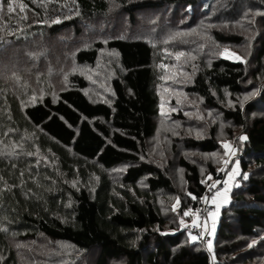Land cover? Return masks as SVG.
<instances>
[{"label": "trees", "instance_id": "trees-1", "mask_svg": "<svg viewBox=\"0 0 264 264\" xmlns=\"http://www.w3.org/2000/svg\"><path fill=\"white\" fill-rule=\"evenodd\" d=\"M236 2L252 10L246 15ZM223 6L230 11L221 13ZM171 8L180 13L174 31L185 32L182 37L193 44L188 52L194 59L176 60L192 66L168 59L170 49L157 45L148 25L141 35L100 32L112 9L135 27L139 13ZM249 16L259 24L252 71L246 62L214 53L197 60L206 45H242L234 22ZM67 31L83 37L84 45L72 41L60 52L64 57L53 56L51 42ZM106 52L113 62L101 78V101L95 100L100 86L89 94L95 82L101 84L99 77L76 69L92 68ZM177 81L184 96L197 97L231 125L226 140L235 129L247 137L237 144V161L240 178L249 175L220 209L216 264H264V118L250 117L264 107V0H0V229H6L0 230V264H76L79 254L89 255L92 264H208L185 230L201 192L187 183L176 189L167 165L151 161L146 150L157 132L162 86ZM258 83V97L239 106L235 98ZM218 141L213 126L206 138L184 142L188 150L210 154ZM178 165L197 172L183 158ZM117 167L124 170L114 180L110 174ZM162 196L180 200L178 222L168 223L161 213ZM188 210L192 214L184 216ZM58 244L61 253L54 251Z\"/></svg>", "mask_w": 264, "mask_h": 264}, {"label": "rangeland", "instance_id": "rangeland-1", "mask_svg": "<svg viewBox=\"0 0 264 264\" xmlns=\"http://www.w3.org/2000/svg\"><path fill=\"white\" fill-rule=\"evenodd\" d=\"M238 5V11H244L247 13L252 10L249 9L250 7L247 4H240L239 2H236L235 7ZM221 13L225 10L226 12H229V7L223 6ZM152 11V10H151ZM235 11V9L233 10ZM111 18L109 22L106 24V28L101 26L100 32L102 34L109 35L111 31L118 30L119 32H123L124 34H142L144 28L148 25L150 26L151 33L153 36H155V41L158 43L157 45L162 44L163 46H167V54L168 59H173L174 63L182 64L183 66L191 65L192 63H180L179 60H176V53H184L183 56H181L179 59L185 57L187 60L194 59L193 55L188 52L189 48H192L193 44L189 42L188 38L182 37V35H185V32L180 31H174L175 24L181 25L180 20H178V15L174 13V10L169 9H162L159 11H152L150 13H147L148 11H144L138 14L137 16V25L135 27H130L126 21L125 17L121 15V12L118 9H112L111 10ZM144 13H147L148 17L144 19L143 15ZM243 13V12H242ZM251 15L253 17H256L259 15V12H252ZM210 17H214V15H211ZM224 16L219 15L217 18H220L221 21H224L225 19L222 18ZM247 18L246 20L242 19V22H234V28L235 31L239 34H243L245 40L244 43L240 46H221L217 50L215 49L216 46L212 44L206 45L200 50H198V53L196 54L197 60H206L209 58L211 54H215L216 56L231 60V61H241L235 59V57L228 56L227 53H225V50L227 49L231 53H235L237 56L242 58L243 62L247 63L248 71H252L253 69V59H254V53L253 50L256 44L255 39V31L256 29H259L258 23L251 22L252 17ZM226 18V17H225ZM245 18V17H244ZM148 19V20H147ZM227 19V18H226ZM241 23L242 25H245L244 28H240L241 26L237 25ZM258 24V26H257ZM226 25V24H225ZM84 31L86 32L88 29L85 26H82ZM104 28V29H102ZM253 30H250V29ZM247 30V31H246ZM84 36L86 34H83ZM180 36V37H179ZM208 38V37H207ZM254 39V40H253ZM80 40V42H77ZM72 41L76 42L78 45H75V47H79L84 45V38L83 37H76L72 31H67L63 33L59 39H56V41H52L49 50L51 51V54L55 57L59 53L61 54L62 51H66L72 46ZM71 44V45H70ZM212 46V47H211ZM183 49V50H173V49ZM77 49V48H76ZM166 49V47H164ZM215 49L216 51H214ZM61 52V53H60ZM192 52V51H191ZM63 55V54H61ZM205 55V56H204ZM54 57V58H55ZM64 57V55L62 56ZM227 57V58H226ZM241 61V62H242ZM113 62L112 61V54L106 52L104 54H101L98 58V61L96 62L95 66L92 68L83 67L76 69V72H83L84 75L87 76H98L99 80L101 81V84L98 85L96 82L94 83V88H92L89 92L90 95L94 96L95 90L97 89V86L102 87L104 83H106V80H102L103 78V72H106V65L108 63ZM113 74V71H111ZM111 76V75H110ZM183 79H186L185 77H189L188 75H182ZM102 78V79H101ZM60 82V81H59ZM178 82V81H177ZM179 84H166L162 86L161 89V98L162 100V107H161V114L157 118L156 126H157V132L155 137H153L150 142L147 145V154L151 161H158L161 163H157L158 165L164 164L167 165L169 168L170 176L173 179L172 181L175 183V188L182 191L184 186L187 184L195 189L198 192L203 191L205 186H203V183L205 182L208 177H211V180L213 179H219V177L223 178L226 182V187L228 188L227 198L224 196H220L219 200L217 201V213L216 215L212 216L210 219V230L212 231V246L214 245V232L217 227V221L220 214V209H222L223 206L227 205L229 203V193L232 189L238 188L242 185L243 180L245 179V176L248 177L249 174H243L242 179L240 178V170H239V163L237 167V157L239 151L237 150V144L238 142H242L243 140L240 139L241 136V130L235 129L234 131V137L233 139L226 140V133L227 130L231 127L230 124L227 122H224L219 115L218 112L212 110V109H204L202 106L201 100H199L197 97H188L184 96V93L181 91L183 90ZM263 83H258L255 87H252V85H248L249 88H246L245 93L235 98L238 102L239 106L244 108L247 104L254 101L255 98L258 97L259 92H261V89ZM107 86V84H106ZM101 90V91H100ZM100 95L95 98V100H104L106 97L104 95L106 94V91L102 88L99 89ZM230 97L228 96L227 99ZM228 104V103H227ZM230 106V104H228ZM180 115L179 117L177 115ZM251 118L254 117H262L264 118V107L257 106L256 110L250 114ZM230 127L228 128V126ZM215 126L218 132V143H219V149L215 153L210 154H203L195 150H188L185 145V140L188 138L193 139H204L208 135L209 128ZM232 129V128H231ZM224 143L230 144V149L226 150L223 147ZM227 151V154H226ZM234 153V155L232 154ZM215 154V155H213ZM183 158L185 161H187L192 166L196 167L197 172L193 171H183L178 165L179 159ZM228 160L229 163L225 165L224 161ZM233 168H237V172H233ZM223 169V170H222ZM124 168L117 167L113 172H111L110 176L114 180L120 179V176L123 172ZM203 181V183H202ZM187 183V184H186ZM160 200V207H161V213L163 216L168 218V223L172 221V218L175 219L178 218L176 216V213L178 209H180V200L179 204L177 205V199L174 198V196L168 197V196H162L159 197ZM175 206V211L173 210ZM195 218V216H194ZM171 219V220H170ZM178 222V221H176ZM264 237V235L262 236ZM190 238V237H189ZM189 242H193V240L190 238ZM250 242L253 243H259V240H250ZM263 246L260 251L264 249V243L261 245ZM214 249V247H213ZM56 253H61L63 251V246L61 245H55ZM69 255V254H68ZM77 255V253H75ZM91 256H93V253H91ZM78 260L76 261V264H92V259L88 255L85 254H79ZM110 264H119V263H110Z\"/></svg>", "mask_w": 264, "mask_h": 264}, {"label": "built area", "instance_id": "built-area-1", "mask_svg": "<svg viewBox=\"0 0 264 264\" xmlns=\"http://www.w3.org/2000/svg\"><path fill=\"white\" fill-rule=\"evenodd\" d=\"M215 184V187H210ZM226 187V183L223 178L211 180L203 189L198 205L194 210V220L196 226L193 225V221L185 226L186 232L189 236H196L197 242L202 251L208 257V264H216V260L213 253L212 246V231L210 230V219L217 213V205L213 202V196L218 191L222 192ZM214 214V215H213ZM209 242L211 243V250H209Z\"/></svg>", "mask_w": 264, "mask_h": 264}, {"label": "snow or ice", "instance_id": "snow-or-ice-1", "mask_svg": "<svg viewBox=\"0 0 264 264\" xmlns=\"http://www.w3.org/2000/svg\"><path fill=\"white\" fill-rule=\"evenodd\" d=\"M20 11L21 12H23L24 11V9H25V5H23V4H21L20 6ZM15 9L12 7V4H11V2L9 3V5H8V11L11 13V12H13ZM24 18H26V17H24ZM60 21L59 20H56V21H54V23H59ZM225 53H227V55L228 56H232V57H235V59H237V60H241L242 61V58L241 57H239V56H237L235 53H231V52H229L227 49L225 50ZM184 55V53H176V58L177 59H179L181 56H183ZM227 58V57H226ZM243 62V61H242ZM160 67H165L164 65H160ZM161 79H164V77H161ZM33 99H35V98H33ZM240 139L241 140H245V139H247V137H245V136H241L240 137ZM223 147L226 149V150H229L230 149V144L229 143H224L223 144ZM226 154H227V151H226ZM233 155H234V153H232ZM213 155H215V154H213ZM224 163H225V165H227L228 163H229V161L228 160H225L224 161ZM237 167H238V162H237ZM223 170V169H222ZM233 172H237V168H233V170H232ZM237 174H238V172H237ZM209 179H211V177L209 176L208 177ZM247 177L245 176V179H246ZM202 183H203V181H202ZM226 183V182H225ZM210 187H215V184H213V185H211ZM227 193H228V188L227 187H225V189L222 191V192H220V191H218L217 193H216V195L213 197V202H215V200H216V198L217 197H220V196H224L225 198H227ZM194 199H195V197H193ZM179 204V200L177 199V205ZM173 210L175 211V206H174V208H173ZM192 213H191V210H188V211H185L184 212V216H189V215H191ZM214 215V214H213ZM181 223L183 224L184 222H183V220H181ZM193 225L194 226H196V223H195V221H193ZM0 230H3V231H6V229H0ZM191 239L193 240V241H195L196 239H197V237L196 236H192L191 237ZM209 250H211V243L209 242Z\"/></svg>", "mask_w": 264, "mask_h": 264}, {"label": "crops", "instance_id": "crops-1", "mask_svg": "<svg viewBox=\"0 0 264 264\" xmlns=\"http://www.w3.org/2000/svg\"><path fill=\"white\" fill-rule=\"evenodd\" d=\"M214 197V196H213ZM220 197H217L216 200H215V203H217V201L219 200ZM213 199V198H212Z\"/></svg>", "mask_w": 264, "mask_h": 264}]
</instances>
